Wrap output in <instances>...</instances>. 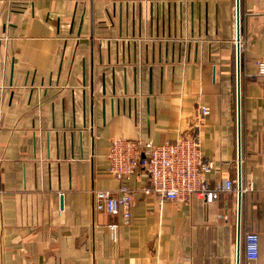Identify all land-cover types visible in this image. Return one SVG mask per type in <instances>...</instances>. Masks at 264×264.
<instances>
[{
	"label": "crops",
	"instance_id": "crops-1",
	"mask_svg": "<svg viewBox=\"0 0 264 264\" xmlns=\"http://www.w3.org/2000/svg\"><path fill=\"white\" fill-rule=\"evenodd\" d=\"M236 1L0 0V264H237L238 194L164 201L138 172L129 225L94 198L121 187L114 140L175 143L200 105L211 186L238 180ZM240 13L241 232L264 264V0Z\"/></svg>",
	"mask_w": 264,
	"mask_h": 264
},
{
	"label": "built area",
	"instance_id": "built-area-1",
	"mask_svg": "<svg viewBox=\"0 0 264 264\" xmlns=\"http://www.w3.org/2000/svg\"><path fill=\"white\" fill-rule=\"evenodd\" d=\"M255 72L249 78H264V60L253 64ZM211 111L199 106L192 124V133L175 143L155 145L142 140L116 139L108 152L110 174L118 179L117 192H96L95 208L99 213L120 216L124 225L131 220L132 191L130 180L138 172L148 176L149 184L143 191L164 201L187 203L193 198L212 204L218 194H238V183L225 180L211 186L208 176L214 164L208 160L202 147V129ZM115 237L118 225L109 226ZM247 264H258L260 256L259 235L248 232L242 236Z\"/></svg>",
	"mask_w": 264,
	"mask_h": 264
},
{
	"label": "water",
	"instance_id": "water-1",
	"mask_svg": "<svg viewBox=\"0 0 264 264\" xmlns=\"http://www.w3.org/2000/svg\"><path fill=\"white\" fill-rule=\"evenodd\" d=\"M236 31H237V49H236V61H237V115H238V217H239V224H238V261L237 264H240V251H241V239H242V232H241V204H242V196H243V178H242V114H241V107H242V99H241V88H242V73H241V43H240V36H241V13H240V0L236 1Z\"/></svg>",
	"mask_w": 264,
	"mask_h": 264
}]
</instances>
